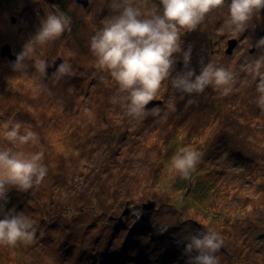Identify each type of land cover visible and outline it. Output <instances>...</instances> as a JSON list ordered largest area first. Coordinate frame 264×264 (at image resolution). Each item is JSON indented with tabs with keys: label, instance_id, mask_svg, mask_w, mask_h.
<instances>
[{
	"label": "rangeland",
	"instance_id": "obj_1",
	"mask_svg": "<svg viewBox=\"0 0 264 264\" xmlns=\"http://www.w3.org/2000/svg\"><path fill=\"white\" fill-rule=\"evenodd\" d=\"M129 2L144 16L161 11L160 0ZM110 4L0 0V50L8 44L14 55L49 13L71 20L60 37L34 45L23 72L0 57V146H12L3 125L21 122L39 143L18 150L42 152L47 167L40 185L7 193L6 209L29 216L37 231L31 243L0 245V264H141L135 256L154 247L163 264H186L179 242L200 231L221 236L217 264H264V111L244 69L261 54L254 45L264 37V10L243 33L225 29L226 6L195 31L182 30V48H192L190 67L197 75L207 63L232 71V93L210 85L189 105L190 97L181 99L165 80L146 106L159 107L160 115L133 119L121 99L126 93L90 51L91 37L118 14ZM39 59L51 70L67 62L71 74L56 80L54 69L45 79L32 67ZM182 69L177 54L175 70ZM182 148L202 153L189 180L205 196L179 188L180 176L169 171Z\"/></svg>",
	"mask_w": 264,
	"mask_h": 264
},
{
	"label": "clouds",
	"instance_id": "obj_2",
	"mask_svg": "<svg viewBox=\"0 0 264 264\" xmlns=\"http://www.w3.org/2000/svg\"><path fill=\"white\" fill-rule=\"evenodd\" d=\"M160 5L159 13L144 16L129 0H111L110 7L118 14L106 19L103 27L90 39V51L97 67L108 71L119 92L126 93L121 99L127 102V114L133 119L160 115L159 107L146 110V106L156 98L165 80L170 79L171 86L183 94L181 99L184 95L190 97L189 105L210 85L222 89L221 95L232 93L236 82L232 71L207 63L202 64L197 75L190 67L192 48H182V30L195 31L207 14L226 6L225 29L243 33L254 15L264 10V0H230V3L226 0H160ZM70 24V18L64 13H49L34 36L16 53L12 70L23 72L28 67L25 59L35 52L34 45L54 41L69 29ZM254 46L261 54L248 61L244 69L255 82L257 105L264 111V37ZM177 54L183 62V69L178 72L175 70ZM32 67L46 76L52 64L39 59L34 60ZM71 71V65L62 62L52 75L60 80ZM112 102H116L115 97ZM3 127V139L12 146H0V216L3 217L0 219V245L15 246L18 242L31 243L37 229L29 216L6 209L7 193L12 188L27 192L40 185L47 175V167L42 163V152L18 150L19 146L37 145V133L21 122ZM201 157L202 153L195 149L182 148L172 158L169 171L189 179ZM179 244L186 264H217L215 253L220 250L223 240L215 231H200L186 236Z\"/></svg>",
	"mask_w": 264,
	"mask_h": 264
},
{
	"label": "trees",
	"instance_id": "obj_3",
	"mask_svg": "<svg viewBox=\"0 0 264 264\" xmlns=\"http://www.w3.org/2000/svg\"><path fill=\"white\" fill-rule=\"evenodd\" d=\"M177 185L179 188L185 190V192H188L189 190L193 189L195 192H197L200 196H205L206 193L205 189L203 190V187L199 186V183H196L193 187H190L191 182L189 179H183L182 177L179 178V180L177 181ZM262 186L264 188V181L262 183ZM151 247V246H149ZM155 249L156 247L152 248V249H147L144 253H140L137 256H135V261L136 262H140L141 264H150V260L152 262L154 261H158L159 259V264H163L164 263V255L163 254H156L155 253ZM129 263H133L134 262V258L131 257L129 260Z\"/></svg>",
	"mask_w": 264,
	"mask_h": 264
},
{
	"label": "water",
	"instance_id": "obj_4",
	"mask_svg": "<svg viewBox=\"0 0 264 264\" xmlns=\"http://www.w3.org/2000/svg\"><path fill=\"white\" fill-rule=\"evenodd\" d=\"M76 2L80 3V4H83V5H86L87 0H76ZM0 55L2 57L8 58L10 61H14L15 60V55L12 53L11 48H10V46L8 44L3 45V47L0 50ZM46 62H48V61H46ZM55 67L52 70H54ZM52 70L50 69V67L47 69V75L46 76L44 75L45 79H47V77L51 75ZM151 103L153 104L154 101H151Z\"/></svg>",
	"mask_w": 264,
	"mask_h": 264
},
{
	"label": "bare ground",
	"instance_id": "obj_5",
	"mask_svg": "<svg viewBox=\"0 0 264 264\" xmlns=\"http://www.w3.org/2000/svg\"><path fill=\"white\" fill-rule=\"evenodd\" d=\"M10 258H8V260H9ZM7 263L9 264L10 262L9 261H7Z\"/></svg>",
	"mask_w": 264,
	"mask_h": 264
},
{
	"label": "flooded vegetation",
	"instance_id": "obj_6",
	"mask_svg": "<svg viewBox=\"0 0 264 264\" xmlns=\"http://www.w3.org/2000/svg\"><path fill=\"white\" fill-rule=\"evenodd\" d=\"M12 51V50H11ZM1 57V56H0Z\"/></svg>",
	"mask_w": 264,
	"mask_h": 264
}]
</instances>
